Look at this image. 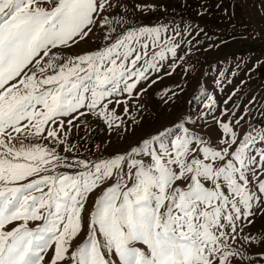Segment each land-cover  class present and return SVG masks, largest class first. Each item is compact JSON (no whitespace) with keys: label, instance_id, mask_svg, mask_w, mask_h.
Segmentation results:
<instances>
[{"label":"snow or ice","instance_id":"snow-or-ice-1","mask_svg":"<svg viewBox=\"0 0 264 264\" xmlns=\"http://www.w3.org/2000/svg\"><path fill=\"white\" fill-rule=\"evenodd\" d=\"M121 8L0 0V264H264V231L246 233L264 215V126L237 132L247 105L216 119V144L183 118L106 158L84 157L71 141L87 116L122 139L139 126L140 98L161 72L180 68L186 80L196 71L191 45L176 40L191 24L125 28L113 13ZM98 34L95 50L65 54ZM174 88L165 102L185 90ZM206 99L194 94L189 104L211 111L215 98Z\"/></svg>","mask_w":264,"mask_h":264},{"label":"rangeland","instance_id":"rangeland-1","mask_svg":"<svg viewBox=\"0 0 264 264\" xmlns=\"http://www.w3.org/2000/svg\"><path fill=\"white\" fill-rule=\"evenodd\" d=\"M117 3H123L127 8L126 12L123 8L113 9V13L118 11L125 16V28H152L165 24L183 30L185 24H191L192 29L184 32L182 37H176V40L183 39V48L191 45V56L186 59L188 66L194 65L196 71H189L186 80L180 68L171 75L161 72V78L148 86L140 98L139 102L144 108L141 110L143 119L137 115L139 126L134 132L121 134L122 139L101 120L93 116L85 117L86 122L73 127L70 133L71 141L84 157L92 160L106 158L110 153L127 149L142 136L172 127L181 118L189 123L190 130L209 137L216 144L222 131L218 130L216 119H230L222 115L225 109L233 115H241L245 105L252 110L251 116L241 121L237 132L243 133L249 125L264 126V0H117ZM201 9L202 15H198ZM100 44L102 41L98 34L81 43L79 48L73 46L65 49V54L95 50ZM178 83L184 85L185 90L165 102L167 89L175 90L174 86ZM194 94L199 95L205 103L207 95H213L215 105L211 111L198 105V102L190 105ZM253 97L254 103L249 104ZM129 107L136 114L137 109L131 105ZM115 111L127 120L122 105L116 106ZM201 113L206 114L201 116ZM189 115L191 121H188ZM58 150L61 155L66 154L63 146ZM95 195H99V190ZM93 202L90 200L88 207ZM262 231L264 215L257 213L254 225L246 229V233L258 235ZM84 236L86 232L82 231L78 239L82 240ZM260 250L258 246H253L248 255L258 258ZM241 264H249V261Z\"/></svg>","mask_w":264,"mask_h":264}]
</instances>
